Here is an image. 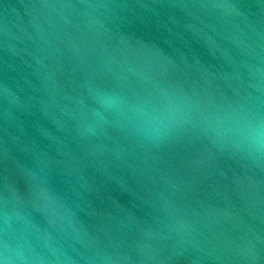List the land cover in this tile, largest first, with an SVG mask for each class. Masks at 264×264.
I'll list each match as a JSON object with an SVG mask.
<instances>
[{"label":"water","instance_id":"water-1","mask_svg":"<svg viewBox=\"0 0 264 264\" xmlns=\"http://www.w3.org/2000/svg\"><path fill=\"white\" fill-rule=\"evenodd\" d=\"M0 264H264V0H0Z\"/></svg>","mask_w":264,"mask_h":264}]
</instances>
